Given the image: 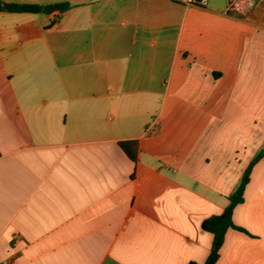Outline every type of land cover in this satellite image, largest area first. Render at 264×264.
Listing matches in <instances>:
<instances>
[{"label":"crops","instance_id":"0c3cea01","mask_svg":"<svg viewBox=\"0 0 264 264\" xmlns=\"http://www.w3.org/2000/svg\"><path fill=\"white\" fill-rule=\"evenodd\" d=\"M1 1L72 8L0 12V264H205L264 149V0ZM233 222L215 264H264V157Z\"/></svg>","mask_w":264,"mask_h":264},{"label":"trees","instance_id":"16d2710c","mask_svg":"<svg viewBox=\"0 0 264 264\" xmlns=\"http://www.w3.org/2000/svg\"><path fill=\"white\" fill-rule=\"evenodd\" d=\"M72 8L70 3H57L47 6L35 4H19V3H4L0 0V12L13 14H50L54 11L67 12ZM119 146L123 152L134 162L137 160L138 143L136 141H129L120 143ZM264 157V149H262L254 158L248 169L245 171L240 185L236 191L229 197V205L224 212L204 221L202 227L205 231L213 234V244L210 255L205 264H215L219 258L220 249L224 243L225 234L229 229H234L244 232L242 228L236 226L233 222L234 209L243 202L245 188L249 183V177L253 166ZM189 264H197L191 262Z\"/></svg>","mask_w":264,"mask_h":264},{"label":"built area","instance_id":"2783aa9c","mask_svg":"<svg viewBox=\"0 0 264 264\" xmlns=\"http://www.w3.org/2000/svg\"><path fill=\"white\" fill-rule=\"evenodd\" d=\"M193 3L198 4V5H202V6H205V5H206V2H205V1H203V2H201V3H196V2H193ZM232 5H233V4H230V6H232ZM3 264H13V263H12L11 260H6V261H4Z\"/></svg>","mask_w":264,"mask_h":264}]
</instances>
